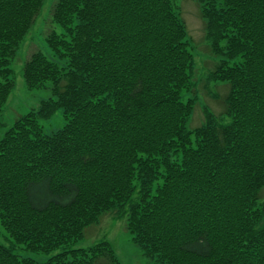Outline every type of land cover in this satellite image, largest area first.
I'll use <instances>...</instances> for the list:
<instances>
[{"label": "trees", "instance_id": "obj_1", "mask_svg": "<svg viewBox=\"0 0 264 264\" xmlns=\"http://www.w3.org/2000/svg\"><path fill=\"white\" fill-rule=\"evenodd\" d=\"M203 1L231 121L204 109L188 130L193 59L171 0H54L45 42L66 65L29 56L26 88L52 97L0 138V264H120L107 242L68 247L113 211L159 264H264V0ZM43 4L0 0V114Z\"/></svg>", "mask_w": 264, "mask_h": 264}, {"label": "rangeland", "instance_id": "obj_2", "mask_svg": "<svg viewBox=\"0 0 264 264\" xmlns=\"http://www.w3.org/2000/svg\"><path fill=\"white\" fill-rule=\"evenodd\" d=\"M53 4L54 0H44L32 29L21 44L16 58L11 64L14 88L0 114V138L12 126L17 117L26 115L31 111H37L41 102L52 97L49 83H46L44 88L38 90H28L26 88L22 77V67L29 56L35 51H41L46 58L59 66L66 65V62L58 59L45 42V35L49 30L53 29L57 33L60 32V28L50 22V11ZM171 4L175 14L185 27L186 40L193 59L190 81L194 88L183 95V101L186 102L194 98L196 100L186 128L193 130L203 124L204 109L212 112L217 122L226 124L231 119L225 115L226 105L223 99L229 92V84L208 80L209 72L213 71L215 65L223 58L214 55L210 51L211 40L207 37L206 19L202 17L201 12L206 5L205 1L171 0ZM39 123L44 134L51 135L56 133L65 125L62 110H56L51 118L47 120L41 119ZM263 200L264 189L261 191L259 198V201ZM127 218L128 212L122 217H118L116 211L103 214L97 224L84 229L81 240L71 243L68 247L72 249L89 248L94 244L107 242L120 264H159L154 258L146 257L142 248L133 241L134 236L126 228ZM261 225H264V218ZM0 242L7 244L1 226ZM56 252L57 250L49 254H34L21 249L16 250V254L20 257H28L36 262H44Z\"/></svg>", "mask_w": 264, "mask_h": 264}]
</instances>
